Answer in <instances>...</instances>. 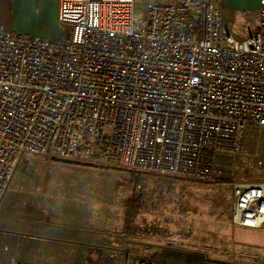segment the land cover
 I'll return each instance as SVG.
<instances>
[{"label": "built area", "instance_id": "built-area-1", "mask_svg": "<svg viewBox=\"0 0 264 264\" xmlns=\"http://www.w3.org/2000/svg\"><path fill=\"white\" fill-rule=\"evenodd\" d=\"M253 16L243 41L208 0H58L54 41L0 27V203L23 154L205 180L248 132L263 176L233 184L231 221L263 228L264 0Z\"/></svg>", "mask_w": 264, "mask_h": 264}, {"label": "rangeland", "instance_id": "rangeland-1", "mask_svg": "<svg viewBox=\"0 0 264 264\" xmlns=\"http://www.w3.org/2000/svg\"><path fill=\"white\" fill-rule=\"evenodd\" d=\"M167 1L135 0V8ZM250 16L231 15L222 23L223 35H250L256 25ZM256 141L244 133L239 152L218 153L205 180L23 154L0 204V264H74L88 257L91 264H159L165 250L192 251L208 264H264V227L231 221L233 184L263 176L255 168ZM136 177L141 184L135 188ZM134 193L143 207L137 235L125 240L123 203Z\"/></svg>", "mask_w": 264, "mask_h": 264}, {"label": "crops", "instance_id": "crops-1", "mask_svg": "<svg viewBox=\"0 0 264 264\" xmlns=\"http://www.w3.org/2000/svg\"><path fill=\"white\" fill-rule=\"evenodd\" d=\"M57 1L58 0H0V27H2L3 30L6 32L17 33L31 38H41L47 39L49 41H54L57 36ZM172 1L173 0H168L166 4H170L172 3ZM213 1L217 4L218 8L220 9L221 21L223 24L233 14H245L246 12L254 14L258 6V0ZM245 19L248 20V18ZM256 29L257 26L255 25V28L250 35H252L256 31ZM250 35L242 37L238 41H243L247 39ZM142 173L148 175L150 172ZM7 190L3 198L6 196ZM2 200L1 202H3ZM30 227H33L31 222L28 224V228ZM158 259L160 260L159 264H208L207 262L201 260L199 256L192 251L181 253L179 251L165 250L163 251V253L159 254ZM84 263L91 264L90 258L88 257L87 259L74 264Z\"/></svg>", "mask_w": 264, "mask_h": 264}, {"label": "trees", "instance_id": "trees-1", "mask_svg": "<svg viewBox=\"0 0 264 264\" xmlns=\"http://www.w3.org/2000/svg\"><path fill=\"white\" fill-rule=\"evenodd\" d=\"M97 167V166H95ZM134 174L139 173L143 174L142 172H135ZM175 180H179L178 177H174ZM134 187H138L141 184V180L139 178L133 179ZM143 207L142 197L138 194H132L129 196L126 201L123 203V213L121 219V234L124 239H132L134 238L137 233L138 229L135 224L136 219L138 218L139 214L141 213V209Z\"/></svg>", "mask_w": 264, "mask_h": 264}, {"label": "water", "instance_id": "water-1", "mask_svg": "<svg viewBox=\"0 0 264 264\" xmlns=\"http://www.w3.org/2000/svg\"><path fill=\"white\" fill-rule=\"evenodd\" d=\"M52 161H60V162H66V163H71V164H75V165H84V166H91V167H95L97 165H93V164H87V163H80V162H73V161H67V160H61L55 157H51Z\"/></svg>", "mask_w": 264, "mask_h": 264}]
</instances>
